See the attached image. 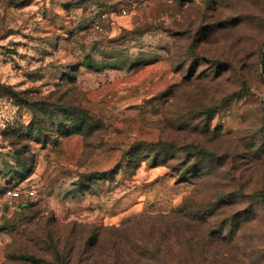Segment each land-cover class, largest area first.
I'll list each match as a JSON object with an SVG mask.
<instances>
[{"label":"rangeland","instance_id":"374dc122","mask_svg":"<svg viewBox=\"0 0 264 264\" xmlns=\"http://www.w3.org/2000/svg\"><path fill=\"white\" fill-rule=\"evenodd\" d=\"M54 250L264 264V0H0V264Z\"/></svg>","mask_w":264,"mask_h":264},{"label":"trees","instance_id":"16d2710c","mask_svg":"<svg viewBox=\"0 0 264 264\" xmlns=\"http://www.w3.org/2000/svg\"><path fill=\"white\" fill-rule=\"evenodd\" d=\"M85 66L90 69V70H94V71H98L101 68V65L94 63L90 60L86 61ZM7 90H9V94H11L12 98H14L15 100L19 101L20 104L22 106H28L29 103L28 101H26L25 99H21V97L19 96V94L15 93L14 91L6 88ZM245 92V87H243L238 93L237 96H243ZM218 107L217 106H212V107H208L204 110V114L206 116H211L212 114H215L218 112ZM36 123H32L30 124L25 133H27L28 135H31L35 132V128H37L35 126ZM39 128V127H38ZM41 130V129H39ZM40 132H37V134H40ZM61 136V134H59L57 137ZM170 150L173 151L174 153H176V150L170 147ZM189 156H192L195 159H203L206 157H216V155L214 153H209L207 150L200 148L196 145H192L191 146V153ZM190 160V159H189ZM203 172V168L198 164V162L194 163H190V161H188V165L186 166V168L181 172L180 177L179 178H183V181H190L192 179L191 175L189 174H193L195 173V176H198L199 174H201ZM185 176V177H184ZM54 260L52 261H42L43 264H65L64 262L59 261V253L57 252V250H54ZM22 257V255H21ZM20 256H18L17 258H19L18 260L20 261L22 258ZM56 257V258H55ZM21 258V259H20ZM58 260V261H57ZM2 264H9L7 262H4ZM20 264H24V263H20Z\"/></svg>","mask_w":264,"mask_h":264},{"label":"built area","instance_id":"2783aa9c","mask_svg":"<svg viewBox=\"0 0 264 264\" xmlns=\"http://www.w3.org/2000/svg\"><path fill=\"white\" fill-rule=\"evenodd\" d=\"M103 17V16H102ZM97 30H101V27L100 26H98V25H96V27H95ZM25 195H27V196H32L33 195V191H24L23 192ZM20 192L19 191H16V190H6V192H5V196H7V197H10V198H17V197H19L20 196Z\"/></svg>","mask_w":264,"mask_h":264}]
</instances>
